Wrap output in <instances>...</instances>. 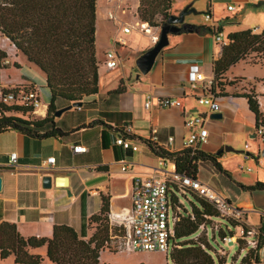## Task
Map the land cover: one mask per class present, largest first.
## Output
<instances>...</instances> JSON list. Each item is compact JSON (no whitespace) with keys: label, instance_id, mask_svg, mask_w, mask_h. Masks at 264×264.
<instances>
[{"label":"crops","instance_id":"crops-1","mask_svg":"<svg viewBox=\"0 0 264 264\" xmlns=\"http://www.w3.org/2000/svg\"><path fill=\"white\" fill-rule=\"evenodd\" d=\"M232 2L236 5H232ZM226 3V10L227 6H234L235 10H227L231 16L228 15L224 22L217 21L215 17L216 5L210 2L208 6L213 23L225 37L246 29L255 33L264 30V23L252 25L245 20L239 21L236 15L232 16L242 6L248 9L247 15L257 11L259 16H264V5L253 7L256 3H264V0H227ZM138 4L137 0L135 13ZM121 5H109L104 1L100 24L97 6L95 51L98 60V93L85 98L80 109L63 101L55 104L58 110L69 108L59 117L54 116L55 127L67 135L62 138L37 139L15 130L0 133V223L14 224L19 235L24 238L47 239L52 236L55 225H65L71 227L81 239H89L95 229L94 226H88V220L99 213L103 197L109 201V219L113 224L128 219L132 178L137 175L162 177L173 171L171 163L165 167L160 166V159L145 142H151L169 152L183 150V142L190 133V129L184 126L183 114L201 115L204 118L208 142L198 146L197 150L205 154L217 155L225 147H231L236 151L245 150L253 158L264 147L258 140L256 146L253 143L254 115L240 94L216 99L220 107L217 114H221V118L216 119L207 107L197 103L200 91L190 88L194 79L190 72L191 65H197L206 77H213L212 62L221 46L215 44L211 32L179 31L169 34L167 46L156 56L151 69L141 74L136 67V60L156 44L160 31L152 35L136 30L123 33V28L129 25L117 16L123 10ZM110 9L115 11L116 21L108 19ZM183 24L209 26L205 21L196 24L185 19ZM108 50H115L117 55L118 64L113 70L104 66V54ZM41 75L46 101L38 109V119L45 117L50 101L45 77ZM254 78L260 80L264 76ZM119 85L123 91L113 93ZM149 96L151 107L147 110L144 102ZM164 97L180 100L181 107H160L158 99ZM119 129L129 130L127 135L131 143L137 146V151L124 150L116 144ZM151 137H156V142L150 141ZM168 138H173L172 142H168ZM76 145L84 146L87 151L74 152L72 147ZM11 154L17 156L13 167H9L8 163ZM49 157L55 159L53 166L44 163ZM236 159L240 160L235 153L222 152L217 162L229 173L234 172L229 164ZM202 164L208 162L198 165L196 179L207 186L201 174ZM123 166L127 167L125 172L121 171ZM45 177L49 178L48 187L43 186ZM61 178H66V182L62 183ZM257 181L261 182V179L256 177L254 183ZM254 183H244V186ZM251 203L247 198L245 203L237 207L247 214L252 208ZM31 253L48 261L46 247L32 250ZM9 259L13 263L12 258Z\"/></svg>","mask_w":264,"mask_h":264},{"label":"trees","instance_id":"trees-1","mask_svg":"<svg viewBox=\"0 0 264 264\" xmlns=\"http://www.w3.org/2000/svg\"><path fill=\"white\" fill-rule=\"evenodd\" d=\"M97 1L9 0L8 5L0 9L2 32L14 44L17 53H21L27 63L43 74L50 93L44 118L37 119L30 109H12L16 112L15 116L0 117V133L15 130L31 138H62L67 133L54 124V114L58 111L55 105L57 101L72 105L82 103L85 98L98 93V60L95 51ZM171 1L138 0L137 20L147 23L151 28L161 29L170 15ZM263 5L264 3H259L253 7ZM218 31L221 32L219 27ZM180 32L213 33V30L208 26L181 24ZM226 39L228 44L221 47L212 62L211 93L216 99L230 95L226 91L228 84L223 79L233 66L252 53L258 57L264 56V30L260 33H253L250 29L241 30L228 34ZM122 91L123 88L119 85L113 93L119 94ZM240 96L246 99L248 109L254 115L255 129L264 127V116L259 111L254 95L244 93ZM117 132L130 139L123 130L119 129ZM145 143L157 158L172 163L178 174L194 179L198 173V165L208 162L219 173L230 178V174L217 162L221 154L210 155L192 149L169 152L151 142ZM238 186L245 192L264 191V183L259 181L250 186ZM186 191L189 190L180 191L174 185L168 189L171 212L178 218L173 236L169 239L172 264H223V261L216 262L212 258L209 248H204L208 247L204 241L193 239L200 226H208L210 219L219 216L215 208L189 191L197 196L195 204H190V213L179 214L173 211L179 206L180 193ZM88 226H94L95 230L87 240L81 239L71 227L65 225H55L52 236L47 239L24 238L19 235L14 224L1 222L0 260L12 258L13 264H41L43 259L31 251L46 247V258L52 264H99L100 253L104 249L116 252L111 242L122 237L125 230L121 225L110 221L109 201L104 197L99 213L89 218ZM229 231L226 230L230 234ZM226 232L219 234L221 240ZM262 246L261 241L259 248ZM248 258L249 256L246 257L247 260Z\"/></svg>","mask_w":264,"mask_h":264},{"label":"built area","instance_id":"built-area-1","mask_svg":"<svg viewBox=\"0 0 264 264\" xmlns=\"http://www.w3.org/2000/svg\"><path fill=\"white\" fill-rule=\"evenodd\" d=\"M9 0H0V9L8 5ZM228 11L235 10L234 6H227ZM122 12H124L122 10ZM109 20L116 21V15L111 11L108 12ZM204 21L209 24V28L213 30V39L215 44L221 47L228 44V40L222 32L218 31V26L213 23L212 13L207 10L204 13ZM131 30L139 33L152 35L159 32L160 28H151L147 23L136 22L132 26L123 28V33L127 34ZM118 43H123L117 40ZM17 50L9 38L2 32L0 27V117L5 115H16L12 109H30L32 114L38 117V109L42 104L43 92L36 84L28 81H19L17 83H4L2 72L9 66H14L17 58ZM104 66L113 70L118 59L115 50H108L104 54ZM190 72L194 75L190 88L199 90L200 95L197 97V103L200 106L207 107L210 113H217L220 109L216 98L211 93L213 85V77H206L197 65L190 66ZM264 95V94H263ZM258 97V108L264 106ZM158 105L163 108H180L181 102L178 99L164 97L158 99ZM145 109L151 107V97H147L144 102ZM80 109V107H77ZM264 113V111H263ZM264 116V115H263ZM184 126L190 129L188 137L183 142V149L197 150L200 145L207 144L208 131L204 127V118L201 115L183 114ZM128 134L129 130L124 131ZM254 138L264 145V127L260 126L255 129ZM173 138H168V142H172ZM150 141L156 142V137H151ZM116 144L124 150L137 151V146L131 143V140L122 135L116 138ZM248 146L245 145V149ZM76 153H85L87 149L84 146L76 145L72 147ZM242 157L244 161L250 159V155L243 151ZM17 162L16 154L9 157V167H13ZM46 165L53 166L55 159L49 157L44 162ZM167 162L160 160L161 167H165ZM172 164V163H171ZM173 165V164H172ZM239 171L250 172V167H244L243 163L238 165ZM127 170L126 166L121 168L122 172ZM174 185L178 190L188 189L199 197H202L210 203L221 217H227L236 222V226L230 230L229 236L222 238L224 245L231 246L238 244L241 248L247 250L246 255L241 258L238 264H264V213H259V226H247L246 211L235 206L229 200L220 196L210 187L202 184L196 178L188 177L185 174H178L174 170L166 176L156 175H137L132 178L131 182V211L128 219L116 222L124 228V235L118 239H113L111 246L116 252L125 253H159L167 255L171 250L169 239L173 236V228L178 218L171 212L169 204L168 189ZM243 223L246 224L243 225ZM261 228V230H260ZM205 226L202 225L199 231H203ZM262 239V240H261ZM263 246L259 248L261 241ZM221 256H227V253L220 252ZM249 256L248 260L246 257ZM236 264L237 260L234 261ZM226 264V262L224 263Z\"/></svg>","mask_w":264,"mask_h":264},{"label":"rangeland","instance_id":"rangeland-1","mask_svg":"<svg viewBox=\"0 0 264 264\" xmlns=\"http://www.w3.org/2000/svg\"><path fill=\"white\" fill-rule=\"evenodd\" d=\"M104 1L109 5L122 3L121 8L125 12L122 13L120 10L121 14L118 13L117 16L119 19L122 18L127 25L132 26L136 22L144 23L135 20V18H137L135 13L137 0H98L97 6L99 8V24L102 20L101 6ZM226 1L227 0H172L169 14L178 15L179 12L185 8L193 9L194 11L186 16L185 21H191L193 23L200 24L204 22V13L208 10L209 3L212 2L214 5H216L214 10L215 17L218 19L217 21L222 20L221 22H224L225 18L231 14L226 10ZM231 4L236 5L234 2ZM258 4L259 3H256L253 6H257ZM109 11L112 13L115 12L112 9ZM247 11L248 9H246V6H242L241 10H238L236 13L232 14V16L234 17L236 15L239 21L245 20L252 25H260L259 23H264V16H259L257 11H253L248 15L246 14L248 13ZM253 33L255 32L253 31ZM263 57L264 56L258 57L252 53L248 55L242 62H239L232 69H230L225 75L226 77L223 79L226 84H228L226 85V91L232 95L244 93L252 94L254 95L256 101L258 100V97L262 98L261 102L264 104V79H252L254 76H264V60L262 61ZM2 79L4 83L9 81L10 83L28 81L36 84L43 92L42 103L45 104L46 100L44 98L46 96L44 94L45 90L43 88L44 83L41 72L37 68L29 65L21 53L17 54L14 66H9L2 72ZM259 111L262 115H264V106H260ZM253 141L254 145L256 146L258 144L257 139H253ZM263 149L264 147L260 148L259 154L256 152V155H254L253 158L250 157V159L247 161L243 160L241 153H236L240 160H233L229 164V167L234 170V172H229L230 178L219 173L216 169H213L209 163L201 165L202 178L208 183L207 186L217 192L220 196L225 199H229L235 206H238L240 203H245L247 198L250 199L252 202V208L247 212L245 218H247L246 224L248 222L252 225L247 224V226H258L259 224L258 214L264 213V191L245 192L238 186V184L244 185V183H254L256 177H259L261 182L264 183ZM239 151L245 150L240 149ZM241 163H243L244 167L246 168L250 167L251 171H239L238 165ZM196 197L197 196L195 194L189 191L180 193L178 197L179 206L174 208L173 211L179 214H184V212L190 213V204H192L191 202L195 204L194 201ZM235 224V221L227 217L218 216L217 218H212L210 219L208 226H206L203 231H198L193 236V239L204 241L208 246L204 248H209L208 251L216 262L219 260L220 262L223 261V264L225 262L226 264H231L235 263L234 261L237 260L236 264H238L241 258L246 255L247 250L245 248H241L240 250L238 244H233L231 246L224 245L221 241V237H219L221 232H226V230L229 229L232 231L233 228L231 226H235ZM246 224L243 223L245 226ZM226 235L229 236V233L226 232ZM221 251L227 253V256H221ZM99 260V264H172L169 253L167 255L139 252L125 253L114 252L113 250L107 249H104L100 253ZM0 262H3L2 264H13L9 258L6 260H0ZM41 264L50 263L44 259Z\"/></svg>","mask_w":264,"mask_h":264},{"label":"water","instance_id":"water-1","mask_svg":"<svg viewBox=\"0 0 264 264\" xmlns=\"http://www.w3.org/2000/svg\"><path fill=\"white\" fill-rule=\"evenodd\" d=\"M193 9H188L185 8L182 11L179 12L178 15H169L166 25L163 26L160 29V35L158 38V41L156 42V44L147 52H145L144 54H142L137 60H136V67L139 70V72L141 74H146L152 67L156 56L159 54V52L161 51V49H163L165 46H167L168 44V36L169 34H175L178 33L180 31V27H178V25L180 26L181 24H183L184 19L187 15H189L191 12H193ZM81 105V103H74L71 106L72 107H79ZM69 108H63L58 110L57 112H55L54 116L55 117H59L64 111L68 110ZM213 118L219 119L221 118V114H212ZM222 152H227V153H242L236 150H233L231 147H225L222 151H219L217 153V155L221 154ZM61 182L65 183L66 182V178H61ZM43 186L44 187H48L49 186V178L45 177L43 178ZM0 190H1V179H0ZM68 194H70L68 192Z\"/></svg>","mask_w":264,"mask_h":264}]
</instances>
